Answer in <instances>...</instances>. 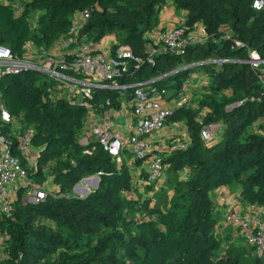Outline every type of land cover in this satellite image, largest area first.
Here are the masks:
<instances>
[{"label": "trees", "instance_id": "obj_1", "mask_svg": "<svg viewBox=\"0 0 264 264\" xmlns=\"http://www.w3.org/2000/svg\"><path fill=\"white\" fill-rule=\"evenodd\" d=\"M166 3L30 0L17 12L13 4L0 0V46L18 55L29 42L48 49L70 33L76 10L89 9L90 18L79 37L88 34L98 41L114 34L135 54L146 56L147 35L159 29ZM171 5L189 28L201 23L210 38L187 46L183 53L159 56L155 67L140 61L136 74L128 79L174 71L159 85L177 94L193 72L211 78L209 97L176 110L168 119L169 123L183 119L192 138L187 150L162 153L164 173L174 184L173 195L163 192L155 205L129 198L133 175L126 168L133 166L137 175L141 160L117 165L96 141L85 153L87 147L79 143L85 109L51 102L55 79L33 69L3 74L0 105L21 124L37 130L34 144L41 155L32 176L41 181L43 170L49 169L64 196L17 204L14 219L3 224L13 238L15 258L20 254L22 258L0 264H264V258L244 240L230 242L217 257L224 239L214 230L213 198L217 188L227 186L239 189L242 202L264 207V86L258 70L241 61L247 51L232 48L231 41L222 38L230 32L264 58V7L255 8L254 0H171ZM108 96L115 101L117 95L96 91L92 102L98 105ZM240 100L244 103L234 106ZM221 122L226 130L215 143L207 144L201 136L203 127ZM96 174L100 181L95 190L82 197L72 195L76 182ZM138 176L146 186L155 184H148L146 171Z\"/></svg>", "mask_w": 264, "mask_h": 264}, {"label": "built area", "instance_id": "obj_2", "mask_svg": "<svg viewBox=\"0 0 264 264\" xmlns=\"http://www.w3.org/2000/svg\"><path fill=\"white\" fill-rule=\"evenodd\" d=\"M1 1L6 5L13 4V0ZM253 6L257 9L264 7V0H254ZM89 18L90 10H81L75 16L70 33L55 40L48 49L29 42L24 52L18 55L10 47L0 46V78L3 74L19 73L24 69H41V74L58 82L50 96L51 102L64 101L85 109L83 134L79 139L80 144L87 147L85 153H90L88 146L96 141L117 159V165L126 163L125 160H130L128 164L141 160L140 167L136 169L137 175L146 171L148 184L161 182L166 168L162 153L187 150L192 143L188 132L178 131L181 122H168L176 110L190 105L188 86L184 81L180 91L177 94L173 91L171 95L167 94L166 86L160 87L159 81L174 71L148 78L138 76L130 81L128 76L135 75L138 62L145 60H140L131 46L121 44L114 34H106L98 41L89 38L88 34L79 37ZM147 38L153 39L152 43H146L147 66L155 67L159 56L169 52L183 53L187 46L205 42L210 35L203 25L196 32L181 19L171 27L150 32ZM222 38L230 40L232 48L247 51V58L241 61L258 70L259 81L264 86V58L259 52L230 32ZM192 66L194 64L189 65ZM68 70L78 71L82 76ZM189 77L206 89L211 84V78L203 72H193ZM100 90L115 92L116 100L108 96L96 105L92 99ZM243 103L240 100L234 106ZM205 112L206 109L203 114ZM167 128L183 138L166 144ZM36 134L35 127L21 124L0 105V262L22 258V254L15 258L13 238L3 224L8 218L14 219L17 204H38L49 196H64L49 169L43 170L44 179L41 181L32 176L38 170L41 155V149L34 144ZM216 134L211 126H205L201 131L207 144L217 141ZM248 208L246 211L240 208L226 213L223 226L225 229H238L244 242L264 258V222L257 217L264 213V207L249 204Z\"/></svg>", "mask_w": 264, "mask_h": 264}, {"label": "rangeland", "instance_id": "obj_3", "mask_svg": "<svg viewBox=\"0 0 264 264\" xmlns=\"http://www.w3.org/2000/svg\"><path fill=\"white\" fill-rule=\"evenodd\" d=\"M30 0H13V5L15 6L16 10H20L23 8V6H25L26 2H28ZM170 1V2H169ZM171 0H167L166 6L170 5ZM80 12V10H76L75 14H78ZM202 26L201 23H196L194 25L193 28H191V30L199 32L200 31V27ZM92 36V35H90ZM90 38V37H89ZM153 42V39L149 38V40L147 41V44H150ZM253 49V48H252ZM137 56L140 57V60H148V58L145 55H138ZM139 60V61H140ZM185 83L187 84L188 88H187V93L189 95L190 98V105L192 106H196L200 103V101H202L204 98H207L210 96V92L206 89L203 88L201 86L197 85V81L194 79H191L189 76L185 79ZM166 88V87H165ZM168 88V87H167ZM173 93V89L168 88L167 94L171 95ZM232 104H230L229 106H232ZM203 109H206L203 108ZM202 120L204 119V117L201 118ZM179 122L182 123V126L178 128L179 132H188V127L187 125L184 123L183 119L178 120ZM211 126V128L214 130V133H217L215 137H217V140L221 137V134L223 133V131L226 130L227 125L223 122L216 124V125H208ZM250 127V126H249ZM247 127V129L249 128ZM246 129V130H247ZM250 130L253 129L249 128ZM246 131L242 132V134H244ZM166 144H170L171 142H173L176 138H183V136L181 134L179 135H174L169 128H167L166 131ZM80 143V142H79ZM37 147V146H36ZM127 158L129 156H126ZM122 160H124V156L122 157ZM117 163V159L115 160ZM126 163L127 161L130 160H125ZM128 164V163H127ZM148 164V163H146ZM146 167H148L146 165ZM126 172L127 173H131V175H133V182L131 183V187L128 191V197L129 198H133L136 201H141V202H146L149 205H155L159 199V197L161 196V194L165 191L168 192V194L173 195L174 193V184L172 182V179L168 178V176L165 174V178H163L164 180H162L161 182L155 183L153 185V187L150 186H146L143 183V180L141 178V176L138 175H134V168L133 166H130L129 169L126 168ZM99 175H92V176H85L84 178L80 179L78 182H76L74 188H73V195L78 196V197H82V196H86L88 195L91 191L95 190V177H98ZM100 177V176H99ZM86 179V180H85ZM88 179V180H87ZM81 185L80 187H77L78 189H76V185ZM89 190L87 193H85V190ZM217 206V205H216ZM216 209V208H215ZM215 217H216V226L214 228L215 232H217L219 235H221L223 240V243L221 245V247L218 249L217 251V257L221 256L224 253V249L225 247L231 242V243H242V237L241 235H239L237 233V231H234L232 229H229V231H225L226 229L223 226V218L225 216L226 213H223V217L221 219L222 213H218L215 210ZM225 233H230V234H225Z\"/></svg>", "mask_w": 264, "mask_h": 264}, {"label": "crops", "instance_id": "obj_4", "mask_svg": "<svg viewBox=\"0 0 264 264\" xmlns=\"http://www.w3.org/2000/svg\"><path fill=\"white\" fill-rule=\"evenodd\" d=\"M170 2V1H169ZM181 20L179 13L175 10V8L171 5H165L162 9V13L160 16V25L159 28L162 27H171L175 24H178ZM171 131V130H170ZM164 133V132H163ZM239 189L231 188V187H219L214 191L213 198L215 201V210L218 213H222L221 219L223 217V213H232L236 210L242 208L243 210H248L249 204L242 202L239 197ZM217 205V206H216ZM257 217L264 222V213L258 214ZM232 229L237 231L238 229L234 227H230L225 231H229ZM240 235V233L237 231ZM230 234V233H225ZM243 239V238H242Z\"/></svg>", "mask_w": 264, "mask_h": 264}, {"label": "water", "instance_id": "obj_5", "mask_svg": "<svg viewBox=\"0 0 264 264\" xmlns=\"http://www.w3.org/2000/svg\"><path fill=\"white\" fill-rule=\"evenodd\" d=\"M36 71L37 72H39V73H42V70L41 69H36ZM99 181H100V177L98 176V177H95V187L97 188L98 187V185H99ZM78 187V185H76V188ZM88 192V190H85V193H87Z\"/></svg>", "mask_w": 264, "mask_h": 264}]
</instances>
